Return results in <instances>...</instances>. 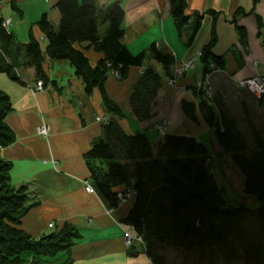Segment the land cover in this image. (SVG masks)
<instances>
[{"label": "trees", "instance_id": "16d2710c", "mask_svg": "<svg viewBox=\"0 0 264 264\" xmlns=\"http://www.w3.org/2000/svg\"><path fill=\"white\" fill-rule=\"evenodd\" d=\"M165 1L179 31L188 21L186 0ZM54 8L58 12L56 25L45 13L37 21L46 40L44 50L33 36L26 43L16 41L0 16V72L21 83L18 71L32 69L44 85L45 53L48 59L68 60L86 93L94 88L102 92L103 105L114 116L101 123L102 136L84 154L89 183L111 208L119 204V191H134L133 204L121 221L141 237L138 243L151 264H168V249L192 256L198 264H264V131L248 118V138L224 92L219 86L213 89L211 78L210 101L201 89L195 91L196 104L182 100V109L190 119L197 120L198 109L213 129L221 151L243 176V192L261 202L252 207L224 196L212 173L208 147L194 137L166 133L152 145L143 132L128 133L119 125L116 117L124 113L104 92L107 74L115 72L122 80L130 67H141L128 99L130 113L139 122L153 117L162 79L153 66H143L144 52L133 54L121 42L122 12L113 4L99 12L96 0H57ZM207 12L216 15L214 10ZM201 19V14L194 16L189 40ZM237 30L244 43V27L237 26ZM215 42L212 25L209 40L199 53L203 74L210 63L215 68L223 65L222 57L212 51ZM88 48L102 54L95 65L84 53ZM149 53L166 70L174 63L173 56L154 43ZM257 100L261 102L262 97ZM240 107L242 116L248 115L246 104L240 103ZM11 110L9 96L0 89V264H72L70 249L80 237L74 225L65 221L37 237L20 226L38 202L26 185L10 183L12 164L1 155V149L15 138L6 123ZM135 247L133 242L128 245L127 254L138 253Z\"/></svg>", "mask_w": 264, "mask_h": 264}, {"label": "crops", "instance_id": "0c3cea01", "mask_svg": "<svg viewBox=\"0 0 264 264\" xmlns=\"http://www.w3.org/2000/svg\"><path fill=\"white\" fill-rule=\"evenodd\" d=\"M56 1L0 0V16L10 17L6 29L16 41L26 43L33 36L44 50L46 40L37 21L45 13L57 24ZM96 1L99 12L119 2L124 28L121 42L133 54L144 52L143 66H153L162 76L154 115L139 122L130 113L128 99L141 67H130L122 80L112 72L107 74L104 92L124 113L115 116L122 129L128 133L143 132L152 145L163 134L171 133L194 137L213 152L221 151L213 129L206 125L198 109L197 120L193 121L184 113L182 100L198 102L195 85L203 75L198 55L209 40L212 25L216 33L212 51L223 60L222 67L211 77L214 90L222 77L236 83L254 74L264 76V0H186L188 21L179 31L165 0ZM207 10H214L216 15ZM196 14L202 15L201 24L189 40ZM237 26L245 29L244 43ZM152 43L173 56L174 63L167 70L151 57ZM84 53L91 65L102 57L93 48L85 49ZM192 57L194 65L179 74L173 84L169 83L174 71ZM42 66L47 82L39 89L35 87L38 81L32 69L18 71L21 83L0 72V89L12 103L6 123L15 135L14 141L1 149V155L12 164L10 183L26 185L33 200L38 202L22 218L21 228L37 237L65 221L74 225L80 237L70 249L72 264H151L138 242H133L138 253L127 254L123 234L130 226L121 220L132 206L133 198L111 208L99 192L84 189V182H89L84 154L102 136L101 122L95 118L114 116L105 109L102 92L94 88L86 93L81 78L66 59H48L44 53ZM261 102L264 103V97ZM162 119L167 123L160 135L155 125ZM42 126L46 134L39 133ZM50 223L53 227H49Z\"/></svg>", "mask_w": 264, "mask_h": 264}, {"label": "rangeland", "instance_id": "374dc122", "mask_svg": "<svg viewBox=\"0 0 264 264\" xmlns=\"http://www.w3.org/2000/svg\"><path fill=\"white\" fill-rule=\"evenodd\" d=\"M216 69L217 68H215L211 73L209 71L210 78ZM175 71L174 73L176 75ZM175 75L171 78L178 77L179 74H177V76ZM218 86V90L220 92H224V96L227 99L230 108L234 111L239 120L242 132L248 138L249 130L246 122L248 118L253 120L256 127H258L261 131H264V103L259 102L257 98L254 97V95H252L247 89L238 86L237 83L230 82V80L225 77L220 79ZM195 89L198 88L195 86ZM240 103L246 104L248 108V115L242 116ZM163 120L164 119L159 121V123H162ZM207 147L212 155V158L210 159L212 173L218 185L222 187L224 196H227L228 199L231 198L245 202L252 207L260 206V201L243 192V176L231 162L230 158L220 150L216 149L215 152H213L210 146L207 145ZM49 227H53V225ZM166 255L168 264H198L192 256H186L185 254L174 250L168 249Z\"/></svg>", "mask_w": 264, "mask_h": 264}, {"label": "built area", "instance_id": "2783aa9c", "mask_svg": "<svg viewBox=\"0 0 264 264\" xmlns=\"http://www.w3.org/2000/svg\"><path fill=\"white\" fill-rule=\"evenodd\" d=\"M11 19L10 17H6L3 18V25L4 27L7 28L8 24L10 23ZM195 63V58H189L188 60H186L184 62V64H182L177 70H176V74H182L187 68L193 66ZM209 71L210 73L213 72V70L215 69V66L213 64H209ZM206 72L203 74V78L198 81L196 83V87L198 89H201L203 92L204 97L207 99V101H210L212 98V88L210 85V73ZM114 75H116L115 72H113ZM117 76V75H116ZM176 78V77H175ZM175 78H170L169 79V83H174L175 82ZM236 83L238 86L247 89L252 95H254V97L256 98H261L262 96H264V76L259 75V74H254L252 76L249 77H244V78H240L238 80H236ZM42 86L41 82L38 81L36 83V88L39 89ZM96 121L99 122H104L107 120L106 117L104 116H96ZM167 123L166 120H163L162 123H159L157 125H155V129L157 130L158 134H162L163 132V126ZM39 133L40 134H46L47 130L45 127H40L39 128ZM84 189L87 192H94V188L93 186L89 183V182H84ZM134 196V191L131 188H125L122 191H119L117 193V197L119 200V203H123V202H127L129 200H131ZM49 226H52L53 224H48ZM124 240L126 242L127 245H130L132 242H142V239L140 236H138L131 227L128 228V230L124 231Z\"/></svg>", "mask_w": 264, "mask_h": 264}, {"label": "water", "instance_id": "95a60500", "mask_svg": "<svg viewBox=\"0 0 264 264\" xmlns=\"http://www.w3.org/2000/svg\"><path fill=\"white\" fill-rule=\"evenodd\" d=\"M112 4H113L114 7H116L117 9H119L122 12V9L120 8L118 1H115ZM251 264H254V263H251Z\"/></svg>", "mask_w": 264, "mask_h": 264}]
</instances>
